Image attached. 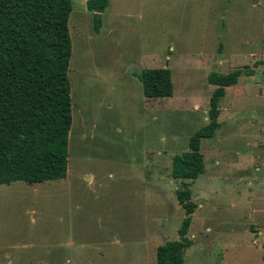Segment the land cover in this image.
Segmentation results:
<instances>
[{
  "label": "rangeland",
  "instance_id": "rangeland-1",
  "mask_svg": "<svg viewBox=\"0 0 264 264\" xmlns=\"http://www.w3.org/2000/svg\"><path fill=\"white\" fill-rule=\"evenodd\" d=\"M107 2L96 31L72 0L67 174L0 185V264H156L185 216L172 159L208 122V75L234 70L200 143L183 264H264V0ZM159 68L172 96L147 100L138 76Z\"/></svg>",
  "mask_w": 264,
  "mask_h": 264
},
{
  "label": "trees",
  "instance_id": "trees-1",
  "mask_svg": "<svg viewBox=\"0 0 264 264\" xmlns=\"http://www.w3.org/2000/svg\"><path fill=\"white\" fill-rule=\"evenodd\" d=\"M107 5V0L87 1L96 31ZM71 10V0H0V185H37L66 177L72 124ZM240 74L241 70H234L207 77L214 87L208 122L189 139L188 150L172 159L171 175L182 181L175 196L185 216L178 240L157 247L156 264H183L185 250L193 244L188 230L196 206L190 186L204 173L200 143L214 136L219 127L218 104ZM138 79L147 100L172 96L169 69H145Z\"/></svg>",
  "mask_w": 264,
  "mask_h": 264
},
{
  "label": "crops",
  "instance_id": "crops-1",
  "mask_svg": "<svg viewBox=\"0 0 264 264\" xmlns=\"http://www.w3.org/2000/svg\"><path fill=\"white\" fill-rule=\"evenodd\" d=\"M82 1H86V8H87V1L88 0H82ZM71 2H72V0H71ZM87 11H88V9H87ZM89 12V11H88ZM210 86V85H209ZM208 110V109H207ZM219 123V122H218ZM219 128V127H218ZM217 131V130H216ZM204 171H205V169H204ZM197 180V179H196ZM253 186V185H252ZM176 197V196H175ZM250 201L254 204V210H253V213H259L260 211H261V209H260V207H259V205H258V203H257V199L253 196H251L250 197ZM178 202V201H177Z\"/></svg>",
  "mask_w": 264,
  "mask_h": 264
}]
</instances>
